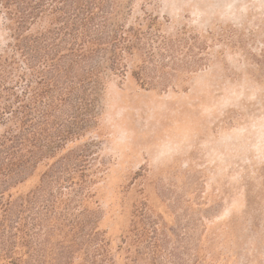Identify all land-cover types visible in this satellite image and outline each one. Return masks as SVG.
I'll use <instances>...</instances> for the list:
<instances>
[{
    "label": "rangeland",
    "instance_id": "obj_1",
    "mask_svg": "<svg viewBox=\"0 0 264 264\" xmlns=\"http://www.w3.org/2000/svg\"><path fill=\"white\" fill-rule=\"evenodd\" d=\"M120 1L146 54L107 82L94 127L13 191L55 202L24 261L264 264V0ZM2 4L0 56L15 43ZM68 153L83 179L45 183Z\"/></svg>",
    "mask_w": 264,
    "mask_h": 264
},
{
    "label": "trees",
    "instance_id": "obj_2",
    "mask_svg": "<svg viewBox=\"0 0 264 264\" xmlns=\"http://www.w3.org/2000/svg\"><path fill=\"white\" fill-rule=\"evenodd\" d=\"M0 2L15 42L0 56V264H28L36 211L55 202L39 190L17 198L13 191L94 127L107 82L126 75V60L146 47L120 0ZM83 157L54 161L45 183H73L79 172L83 179Z\"/></svg>",
    "mask_w": 264,
    "mask_h": 264
}]
</instances>
